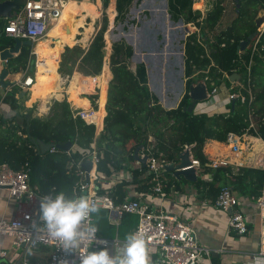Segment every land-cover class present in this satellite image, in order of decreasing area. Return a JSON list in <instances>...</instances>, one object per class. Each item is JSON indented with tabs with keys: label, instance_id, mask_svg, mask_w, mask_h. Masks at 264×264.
<instances>
[{
	"label": "trees",
	"instance_id": "obj_1",
	"mask_svg": "<svg viewBox=\"0 0 264 264\" xmlns=\"http://www.w3.org/2000/svg\"><path fill=\"white\" fill-rule=\"evenodd\" d=\"M134 1L116 0V20L123 21L126 18ZM136 1L140 3L142 0ZM229 2L234 5L235 16L227 27L220 29ZM194 3L195 0H168L171 20L175 22L183 20L186 25L193 23L199 31L188 37L185 43V93L176 108L165 109L151 92L148 85V71L144 63L139 64L135 70L131 68L133 47L124 41L114 42L110 69L103 80L100 100L99 91L94 88L89 91L83 90L81 93L82 97L93 106H97L100 101L99 130L102 128L105 106L107 116L101 134L98 135L99 132L94 126H88L80 119L75 120L70 104L66 100H55L58 81H55L54 85L48 88V92L43 93L40 98L42 111L46 110L47 103H51L48 115L39 117L32 112L23 115L21 130L20 126L15 124L22 114L19 112L21 110L19 100L16 98L20 89L15 86L2 97L5 103L11 105L15 115L10 119L0 116V164L7 163L18 171L28 163L31 168L30 185L38 196L56 197L62 192L66 198L71 199L74 188L79 182L76 165L95 145L99 156L97 175L105 179L117 176V183L113 187L104 188L97 185L96 192L111 196L115 204L120 205L129 196L131 186L139 195H145L157 184L155 177L148 173V167H143L134 156L137 149L150 145L149 138L152 137L155 140L153 149L155 156L169 163L177 162L185 146H191L192 155L202 164V173L210 172L213 176V184H205L203 177L200 176L196 185L200 187L205 184L209 187L213 202L223 186H231L234 192L248 194L257 199L263 187V172L253 168H242L235 173L231 166L209 168L206 164L232 157L227 136L231 132L238 135L247 132L251 110L264 117V32L256 48L252 45L259 35L257 20L261 12L264 13V0H239L238 3L236 0H214L204 17L201 11H194ZM109 4L110 0H104V9H107ZM200 6L201 3L195 5L197 8ZM69 10L72 11L67 12L60 28L67 27L70 38L63 42L52 35L54 30L37 46L39 60L43 61L38 69L37 81H40L47 69L59 60L65 46L72 47L77 43L76 31H79L80 27L86 29L89 25H85L87 19L85 15L76 13L75 6L70 7ZM107 29L108 18L104 13L100 29L87 50L79 46L65 49L60 71L64 74L70 70L71 75L74 73L84 76L100 75L104 64ZM62 36L64 37L65 34ZM251 36L254 38L250 45L244 51H240L241 43ZM81 42H85L83 38ZM13 43L14 39L3 34L0 39V51L12 47ZM52 43L55 46H51ZM29 53L30 48L24 47L8 62V67L19 71L20 67L27 65ZM250 62H252L250 84L246 83V89L242 91V99L232 101L228 105L226 112L229 114L226 112L215 115L197 114L195 109L189 112L192 104L189 91L192 85L206 77L215 79L218 75L223 78L228 88H231L230 79L224 78V74L229 77L236 74L243 76ZM87 81L89 78L77 75L70 84L68 93L78 106L84 105L79 95L80 87ZM223 81L217 84L220 85ZM249 90L253 95L252 100ZM233 102H235L234 106ZM19 130L22 131L21 135L18 134ZM260 133L264 138V126ZM38 140L56 145L71 142L76 145V149L72 151L71 156L62 151L42 154L36 144ZM248 149L260 154L263 146L261 142L252 139L248 142ZM160 154L163 156L160 157ZM253 163L251 162V165ZM124 174H130V180L122 176ZM170 174L165 172L163 176ZM177 179L173 176L172 181L166 183L161 177V182L165 184L167 190L172 182L179 183ZM231 179L233 186L228 182ZM215 184L219 187L215 188ZM132 198L138 199L133 196ZM98 209V213H93V225L98 228L101 236L108 239L118 238L126 242V236L135 233L137 216L124 214L119 224L113 225L110 211ZM213 263L218 264V260L214 257Z\"/></svg>",
	"mask_w": 264,
	"mask_h": 264
},
{
	"label": "built area",
	"instance_id": "obj_2",
	"mask_svg": "<svg viewBox=\"0 0 264 264\" xmlns=\"http://www.w3.org/2000/svg\"><path fill=\"white\" fill-rule=\"evenodd\" d=\"M70 1L71 0H25L24 4L18 10L12 12L11 17L3 19V34L14 40L31 41L33 43L31 47H33L47 38L50 28L59 23ZM87 1L93 5H98V9L103 6L104 2V0ZM188 25L195 27L193 33L198 31V28L193 23ZM180 28L182 30L185 29L184 26H180ZM258 31L259 35L252 44L253 48H256L259 38L264 32V27L258 29ZM199 40L201 41L200 38ZM179 53H181L182 65L185 66V47L183 51H181L180 47ZM183 53L184 56L182 57ZM33 62L34 65H32ZM41 63H43V61L39 60L36 47L33 49L30 48L28 65L24 68L25 70L15 74L12 73L14 75V86L20 87L21 89H32L37 84V73ZM251 64L252 62L248 64L243 76L240 75V80L231 82L232 86L229 88L230 96L227 100L229 104L232 101L243 98L242 91L246 89V83L249 85L251 81ZM181 67L183 70L182 74L185 75V68H183V66ZM86 77L92 80L93 85L95 84L93 88L98 90L100 94V87L97 83L96 76ZM218 77V75L215 79L206 77L194 84L196 85L200 82L205 84L207 89L206 100L213 101L214 97L219 94L220 88L217 82L223 81V78L220 80ZM225 77L230 79L227 74H224V78ZM249 94L252 100L253 95L250 90ZM66 100H68L67 102L70 104L72 115L75 120L80 119L84 121L86 125L94 126L96 130L99 131L98 123L99 119H101L99 101L97 106L90 104L87 107H77L69 98ZM226 113L229 114V112ZM105 117L106 113L102 117V128H104ZM263 126L264 117H261L254 110H251L249 113V128L247 132L243 135L231 132L227 136V144L230 147L232 157L206 164L209 168L231 166L234 168L235 173L242 168H253L263 172V187L260 195L256 199V205L262 220H264V138L260 130ZM252 132H254V134H252ZM252 139L261 142L263 149L257 159H255V162L251 165L255 154L254 151L248 149V142ZM149 142L151 144L150 146L146 148L142 147V150L145 151L143 157H148V173L153 175L155 180H157V184L153 188V191L163 202L167 194L164 190L165 184L161 182V177L167 172L166 166L170 165V163L165 160H159L153 151L155 143H153L152 138H149ZM59 151L65 152L54 144L49 152L56 153ZM187 151L190 154L192 165L184 169L196 168L200 173L197 175L204 177L201 171L202 164L192 155L191 146L186 145L182 153ZM65 153L71 156L72 152L70 150ZM162 156L163 155L160 154V157ZM86 159L91 161L93 166H97L99 156L95 145L91 150L87 151L84 155V159L76 165V173L79 177V182L74 188L71 199H79L81 196L90 198L98 208L110 211V220L113 225H118L124 214L137 216L138 224L135 233H141L148 242L150 263L158 259L163 264H213V257L215 254H218L219 251L208 248L200 243L198 231L191 222L183 221L177 215L166 212L161 208H152L139 198L134 199L128 196L120 205H116L111 196L107 194H98L96 192L98 188L97 185L103 187V184L97 173L92 175L91 172L87 174V172L82 170L81 163ZM30 171L31 168L28 163L18 171L14 170L7 163L0 164V189L9 192V204L12 200H15L18 204L16 216L12 220H6L5 218L0 220V238L6 237L11 240V246L18 255V258L12 261L8 260L9 251L0 241V264H80L81 256L86 255L90 251H99L102 248H107L110 254H119L126 242L118 238L108 239L101 236L98 228L93 225V213L90 214L88 220L82 222L80 230L86 231L89 227H95L97 229L95 237L86 239L74 250H66L60 241L53 240L44 233L39 232L38 229L43 225L40 204L44 197L55 199V196H38L30 185ZM213 206L218 210L230 212L229 227L231 230L235 231L238 235H246L248 233L250 227L249 216L240 205L239 199L231 186H223L221 188L216 200L213 202ZM40 237H43V239ZM261 243V250L253 257L255 262L264 258V223L261 229ZM42 249H45V251H41L42 255H39L38 253H40L39 251ZM31 251L36 252L33 253L32 258L30 257ZM34 257H40L44 261H33Z\"/></svg>",
	"mask_w": 264,
	"mask_h": 264
},
{
	"label": "crops",
	"instance_id": "obj_3",
	"mask_svg": "<svg viewBox=\"0 0 264 264\" xmlns=\"http://www.w3.org/2000/svg\"><path fill=\"white\" fill-rule=\"evenodd\" d=\"M74 1L81 4V1H78V0H74ZM111 7H112L111 10L113 12H115L116 0H113ZM71 11L72 10H68V13H70ZM225 13H227V10ZM116 16L117 15H115V17ZM98 17L93 22H92L91 18H87L85 21V25L93 23V31L91 33L89 40L87 42H82L84 44L83 48L85 50L88 49V47L90 46V43L92 42L96 33L98 32V30L96 31V29H95V25H97V23H95V22L98 19ZM233 18L230 20V22L233 20ZM230 22L227 24V26L230 24ZM0 23L2 25L1 27H3L4 20H0ZM55 25H57V24H55ZM55 25H53L50 28L49 32L53 29V27ZM62 26H64V25L62 24ZM100 26H101V24H100ZM227 26H225V27H227ZM225 27H223V28H225ZM84 30H85L84 27H80L79 31H76L75 38L78 40L77 43L81 42V40H79V38L80 39L83 38L82 34L84 33ZM63 34H65L64 37L62 36ZM52 35L56 38L61 39L63 42H66L68 37L70 38V34L68 33L67 27H61L60 28V26H59L57 29H55V31L52 33ZM44 40H46V38ZM14 42H15V40H14ZM38 44L34 45L32 47V49L35 47L37 49ZM51 46H55V44L52 43ZM67 47L73 48L74 46H72V47L65 46L64 49L60 53L59 60L56 61L55 63H53L47 69L46 72H48L50 70L56 71L60 68V64L62 62V56H63V53L65 52V49ZM175 56L177 57V55H175ZM27 65H28V63H27ZM26 67L27 66H25L23 68L20 67L19 71H15V70H13V68L8 67L9 78L7 80L10 79L11 81H13V76H14L13 74L20 72V71H24L25 70L24 68H26ZM103 67H104V64H103ZM109 69H110V60H109ZM133 70H135V69H133ZM147 71H148V75L150 78L153 73L149 69V66H147ZM75 75H81L83 77H86V76H84L82 74H78V73H74L70 77L68 75L64 76L63 74L59 73L61 81L59 83V87L56 88V91L58 93H55V95L58 99L55 98V100L65 101L66 99L69 98V100L72 101L71 95L68 93V91H69L68 88L70 87V84H71L72 80L74 79ZM111 75H112V73H111ZM43 77H44V75L41 77L40 81H37V84L34 87H36L39 82L43 81V79H44ZM98 77H100V75L96 76V78H98ZM67 78H68V81L65 82V80ZM70 79H72V80L70 81ZM111 79H112V77L110 78L108 85H109ZM162 80H163V75L159 78L158 81L162 82ZM97 83L100 87L99 88V90H100L99 98H100L101 93H102V88H101V85L98 81H97ZM149 83L151 86V92L154 93L155 90H153V89L156 88L154 86L155 85L154 83H156V82L152 81V79L150 78ZM170 83L171 82L168 80V78L165 77V80L163 83L165 85V87L166 86L168 87V85H170ZM108 85H107V91H108ZM13 87H15V86H13ZM13 87H10L8 89H3L0 87V107L3 104H5V102L2 101L3 100L2 97H4L6 92L9 91ZM34 87L32 89H28V90L27 89H21L20 87H18L20 89V92L16 95V98L19 100V106L21 108V110L19 112L22 114L17 118V120L15 121V124L19 125L21 130L23 128V126H22L23 120H24L23 115H29L32 112V114L35 116L44 117V116L48 115L49 110H50L51 103H47L46 110L42 111V101L40 100L41 97L35 99L29 105V102L32 101V93L33 94L38 93L37 91L34 90ZM94 87H95V84H94ZM184 89H185V87H184ZM22 91H26L25 95L22 98H19V95ZM107 91H106V94H107ZM42 94H41V96H42ZM157 95L159 96V98L156 95L155 96L159 99L160 104L167 110H171V109L176 108L180 102V99H181V97H180V99L178 101H175L176 98L174 99V101H163V99H165L163 97H165V96H163L162 88H161L160 92H157ZM27 97H29V98L24 100ZM79 97L81 99H85L82 97V95H79ZM106 99H107V95H106ZM66 101H68V100H66ZM72 102L75 104L74 101H72ZM99 103H100V101H99ZM90 104L91 103H89V105ZM6 105H8V107L10 108L11 114H7V113L0 111V116H4V117L10 119L12 116L15 115V113L11 109V105L9 103H6ZM75 105L77 107H83V106H78L77 104H75ZM105 105H106V103H105ZM228 105H229L228 101L225 100V101L218 103L216 108H218V109H221L222 107L226 108V107H228ZM196 108H197V105H196L195 109ZM104 110H105V113L107 116L105 106H104ZM205 111H207V112H205ZM209 111H210L209 108L206 109V107L202 104V105H200V109L196 110L195 113H197V114L205 113L208 115L218 114V113H215L214 111L213 112H209ZM103 129L104 128H102V130L98 131L99 132L98 135L101 134ZM21 130L18 131L19 135H21V132H22ZM23 137H25V135ZM150 138H152V137H150ZM152 140H153V143H155V140L153 138H152ZM150 145H148V146H150ZM75 149H76V145L73 144L71 152L75 151ZM144 154H145V151H143L141 149L140 156L143 157ZM254 154H255V157L253 159V162H255V159H257V157L260 155V154H257L256 152ZM179 161H180V159H178L177 162H179ZM202 170L203 169H201V171ZM197 174H200L199 170H197ZM203 174H204V177L202 179L204 180L205 184H207V185L213 184L212 174L210 172H206V173L204 172ZM122 176L126 177L127 180H130V178H131L130 174L129 175L124 174ZM173 176L175 177L174 172L171 173L169 176H167V175L162 176V178L164 179V181H166V183H168V181H172ZM199 177L200 176H198V179H199ZM228 177H230V176H228ZM105 180H101L103 187L105 188L106 185L110 184V186H108L106 188H111L117 183V176H113L111 179H105ZM231 181H232V179L228 182L231 184ZM178 182H179L178 184L172 182L173 184L170 187H168L167 190H165L166 188L164 187V190L167 194V197L163 202L160 200L159 196L153 190L149 193H146L145 195H139L138 192L135 189H133L132 186L130 187L129 196L139 198L141 201L148 204L152 208H161L162 210H165L166 212L177 215L183 221L191 222L196 227V229L198 231L200 243L202 245L208 247V248L219 251L218 254L214 255V258H216L218 260V264H264V258L260 259V261H258V262H255L253 259L254 255L259 253V251L262 248L261 229H262V225L264 223V220H262V218L259 214V209L256 205V197L250 196L248 194H241L240 192H235V194L237 195V197L239 199L240 205L244 209L245 213L249 216V221H250V225H249L250 227H249L248 233L246 235H238L235 231L231 230L229 227V222H230V217H231L230 212L218 210L213 206L212 193L210 192L209 187H206L205 184L198 187L196 185V182H190V181L185 180L184 178H182L181 180H178ZM218 187H219V185L215 184V188H218ZM0 190H3V189H0ZM9 206H10V204L8 203L6 209L3 213V217H5L7 215V211H8ZM40 251H45V249H42ZM38 254L42 255V253H38ZM33 259H35V261H44L40 257H34ZM150 264H163V263H161L158 259H155Z\"/></svg>",
	"mask_w": 264,
	"mask_h": 264
},
{
	"label": "rangeland",
	"instance_id": "obj_4",
	"mask_svg": "<svg viewBox=\"0 0 264 264\" xmlns=\"http://www.w3.org/2000/svg\"><path fill=\"white\" fill-rule=\"evenodd\" d=\"M82 2L87 3L88 6L96 9V11L99 13V17L95 22L97 23V25H95L96 31L100 29V24L104 13L107 14V18H108V29L105 34L106 43L104 48V67L102 72L100 73V77L97 78V81L100 83L101 88L103 85V80L106 77V73L109 70V60L112 54V45L114 42L124 41L125 43L133 47L134 52L137 53L138 55H139L138 51L142 50L141 51L142 52L141 57L143 60L142 63H144L146 67L149 66V69L153 73L150 78L152 79V81L156 82L154 83L155 84L154 86L156 88L153 89L155 90L154 91L155 95L159 98L157 92H160L162 88L163 96H165L163 97L165 98L163 99V101H174L176 95L181 92L182 81H184V84L186 85L185 75L181 73L182 71L181 66H183V68H185V66L182 65L181 62V56H180L181 53H179L180 47H181V51H183L185 47L186 39L194 34L193 32L195 31V27L192 25L184 24L183 26L185 27V29L182 30L180 28V25L177 24V22L171 20L168 10L165 14V4L166 2L168 3V0H142L140 3H137V1L135 0L131 5V7L129 8L126 14V18L123 21L116 20L115 17V15H117L116 9L115 12L111 10L113 0H110L109 7L107 9H104V6L99 7L98 9L97 8L98 5L97 6L96 4L93 5L89 3L87 0H82L81 3ZM213 2L214 0H195L193 9L194 11L195 10L201 11L204 17L208 12V10L212 7ZM197 3H202L203 7L200 8L195 7ZM73 6H75L76 8L75 2L70 4L68 7L70 8ZM226 10L227 13L224 14L221 20V24L219 27L220 29L227 26V24L235 15V8L232 3L230 2L227 3ZM171 21L175 22V24L172 25ZM257 24L259 26L258 27L259 29L264 27V13L261 12V14L259 15ZM186 29L189 30V33H187ZM198 32L199 31L195 33ZM119 35L123 36L120 40H118ZM197 35L199 37V34ZM164 39H166V41H163ZM79 40L81 39L79 38ZM131 42L133 43L131 44ZM83 45L84 44L82 42H78L73 46L74 47L79 46L82 49H84ZM137 46L139 48H136ZM175 55H177V57ZM146 57H148L147 61L145 60ZM139 64L141 63L137 61V58L130 59V66L132 69H136V67ZM2 70H3V66L2 63L0 62V73L2 72ZM57 71L60 74H63L60 71V68L56 71L50 70L44 74L43 81L39 82L38 85L34 87V90L37 91L38 93L37 94L32 93V101L29 102V105L35 99L40 98L42 93L48 92V88L54 85L55 81H58L60 83L61 80L59 73ZM69 71L70 70H68L63 75L64 76L68 75L69 77L72 76L71 73H69ZM162 75H163V80L162 82H160L158 80ZM165 77H167L168 80L171 82L170 85H168V87L167 86L165 87V85L163 84ZM218 78L220 80L222 79V77L220 76ZM66 81H68V78L65 80V82ZM93 87L94 85L92 83V80L89 78V81H87L82 87H80V93H82V90L89 91ZM149 88L151 90L150 83H149ZM219 88H220V92L214 97L213 101L205 100L203 102H199V104H197V108L195 109V111L199 110L200 105L202 104L206 107V109L209 108L210 110L209 112L214 111L215 113L219 114L220 112L225 113L226 111H228L227 107L226 108L222 107L221 109L216 108L218 103L225 100L227 101L230 96V90L226 85L225 81H223L219 85ZM184 93H185V89L183 90L181 97L184 95ZM28 98L29 97L25 98L24 100ZM81 100L84 104L83 107H87L89 105L87 99H81ZM0 111L7 114H11L10 108L8 107V105H6V103L0 107ZM99 177L101 180H105L103 176H99ZM108 186H110V184L106 185L105 187ZM8 197H9V192L7 190H0V220L2 218H5L6 220H12L16 216L15 214L17 211L18 204L15 200H12L10 202V206L8 207L7 215L3 217V213L8 204ZM0 241L9 251L8 260L12 261L17 259L18 255L15 253V250L11 246L12 244L11 240L6 237H1ZM33 253L36 252L31 251L30 253L31 258Z\"/></svg>",
	"mask_w": 264,
	"mask_h": 264
},
{
	"label": "clouds",
	"instance_id": "obj_5",
	"mask_svg": "<svg viewBox=\"0 0 264 264\" xmlns=\"http://www.w3.org/2000/svg\"><path fill=\"white\" fill-rule=\"evenodd\" d=\"M40 211L43 225L38 231L60 241L66 250H74L86 239L95 237V227L80 230L82 222L88 220L90 214L99 212L88 197L68 199L61 192L55 199L44 197ZM80 264H150V249L143 235L136 232L126 236V243L119 254H110L107 248L90 251L81 256Z\"/></svg>",
	"mask_w": 264,
	"mask_h": 264
},
{
	"label": "water",
	"instance_id": "obj_6",
	"mask_svg": "<svg viewBox=\"0 0 264 264\" xmlns=\"http://www.w3.org/2000/svg\"><path fill=\"white\" fill-rule=\"evenodd\" d=\"M237 3L239 2V0H236ZM25 0H0V19L3 20L7 17H11L12 16V12L18 10L23 4H24ZM239 8V5H238ZM168 10V3L166 2L165 4V14ZM171 24L174 25L175 22L171 21ZM177 24H179L180 26L184 25V21L183 20H179L177 22ZM258 26V24H257ZM259 27V26H258ZM187 32H189V30L186 29ZM3 37V32H2V27H1V23H0V39ZM123 36L119 35L118 36V40H120ZM254 38V36H251L247 41L242 42L241 43V47H240V51H244L249 45L251 40ZM163 41H166V39H164ZM133 42H131L132 44ZM33 45V43L31 41H21V40H15L14 45L12 47L6 48L2 51H0V62L2 63L3 66V70L0 73V87L3 89H8L10 87L14 86V82L11 81L10 79L7 80L9 78V69H8V62L13 59L15 56L18 55V53L21 51L22 46H28L31 47ZM139 48V47H138ZM138 50V49H137ZM142 50L138 51L139 55L137 53L134 52L133 55V59L137 58V61L139 63H142V57H141V52ZM184 56V53L182 55V57ZM148 57L145 58V60L147 61ZM32 65H34V62L32 63ZM181 73H183V70L181 71ZM240 75H232L230 77V82H234V81H238L240 80ZM184 81H182L181 83V92L179 94L176 95V99L175 101H178L181 97V94L184 90ZM26 91H22L19 95V98H22L25 95ZM191 100H192V104L189 107V112H193L196 105L199 102H203L207 99V89L205 84H203L202 82L197 83L196 85H192L190 87V91H189ZM235 102H233V106H234ZM36 144L40 150V152L42 154L48 153L50 151V149L54 146V144H46L45 142L38 140L36 141ZM59 149L67 152L72 150L73 144L71 142H67L65 144L62 145H56ZM142 147H140V149H137L134 153L135 159H137L142 165L143 167L147 166V160L148 157L144 156L141 157L140 156V151H141ZM180 161L179 162H175V163H170V165L166 166V171L173 173L175 177L178 178V180H181L182 178H184L187 181L190 182H197L198 181V175H197V170L196 168H190V169H184L186 167H189L192 165V162L190 160V154L189 152H185V153H181L179 156ZM81 168L83 171L88 173H92V175H95L97 173V166H93V163L91 161H89L88 159L84 160L81 163ZM94 171V172H93ZM88 177V175H87Z\"/></svg>",
	"mask_w": 264,
	"mask_h": 264
},
{
	"label": "bare ground",
	"instance_id": "obj_7",
	"mask_svg": "<svg viewBox=\"0 0 264 264\" xmlns=\"http://www.w3.org/2000/svg\"><path fill=\"white\" fill-rule=\"evenodd\" d=\"M73 2H75L74 0H71L68 5L66 6V9L64 11V14L62 16V18L60 19L59 23L57 25H55L53 27V29L49 32L48 36L55 30L57 29L61 23L64 21V18H65V15L66 13L68 12L69 10V5L72 4ZM76 3V13L78 15H85L87 18H91L93 21L99 16V13L96 11V9L88 6L87 3L85 2H82L81 4L80 3ZM200 7H203L202 6V3H201V6ZM93 31V23L89 24L88 27L84 30V33H83V40L85 42H87L91 36V33ZM138 48V46L136 47ZM94 172V171H93Z\"/></svg>",
	"mask_w": 264,
	"mask_h": 264
},
{
	"label": "flooded vegetation",
	"instance_id": "obj_8",
	"mask_svg": "<svg viewBox=\"0 0 264 264\" xmlns=\"http://www.w3.org/2000/svg\"><path fill=\"white\" fill-rule=\"evenodd\" d=\"M24 47H27V46H22L21 51H22V49H23ZM21 51H20V52H21Z\"/></svg>",
	"mask_w": 264,
	"mask_h": 264
}]
</instances>
